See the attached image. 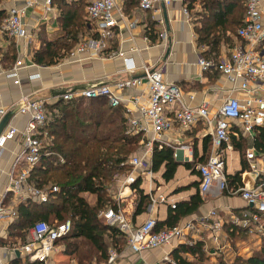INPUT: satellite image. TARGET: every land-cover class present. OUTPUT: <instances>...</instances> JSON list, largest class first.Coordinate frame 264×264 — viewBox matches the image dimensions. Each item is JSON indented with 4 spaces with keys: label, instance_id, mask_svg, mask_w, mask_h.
Returning <instances> with one entry per match:
<instances>
[{
    "label": "crops",
    "instance_id": "obj_1",
    "mask_svg": "<svg viewBox=\"0 0 264 264\" xmlns=\"http://www.w3.org/2000/svg\"><path fill=\"white\" fill-rule=\"evenodd\" d=\"M21 1L1 0L0 4L6 10L11 4H20ZM86 1L84 0V5ZM220 1L228 9L230 5L232 6L230 3L234 1L242 6V0ZM38 2H41V0H38ZM52 4L54 8L51 13H44L39 3L27 7L23 19L30 33L29 38L14 39L0 34V67L10 65L16 57L22 58L24 62V65L18 71V83H14L11 78L0 74V105L13 103L20 93L41 96L45 98V103H52L63 92L78 90L87 82L111 83L115 71L121 66L122 60L118 55L88 57L84 52L74 55L65 54L59 60L50 64L33 62L31 54L41 45L42 38L51 39L60 33L59 7L54 0H52ZM186 4V0H156L152 9L141 10L137 6V0H121L117 9L114 10L116 19L114 34L109 40L106 50L119 47L124 51V54L133 60L134 64L146 63L149 66L160 68L162 78L165 81L177 84L189 104H198L204 100L208 102L209 109H212L218 104L220 97L227 92L231 83L220 74L217 66L212 63L210 55L213 52L209 51V45L205 42H197L195 27L199 26L201 20H198L200 16L196 12H202L199 0H192L191 7L188 8ZM183 6L188 10L189 18H186L182 13L181 8ZM260 7L264 18V0H260ZM240 15L242 17V12H240ZM207 18L210 20V15ZM147 29H152L155 34L154 39H149L146 34ZM162 29L164 30V36L158 34ZM234 32L229 30L223 32L217 44V54L234 41L243 42L235 36ZM93 34L92 25L88 22L82 36ZM258 45H260L258 49L261 50L264 47V40ZM166 46H168V50L165 53ZM198 57L209 59L211 64L205 69L200 68L197 63ZM28 74L36 75L29 77ZM129 75L137 76L140 73L137 71L129 72ZM138 91V87H128L123 89L120 95L124 98ZM187 92L193 94L191 100L186 98ZM240 94L238 93L239 96H241ZM118 106L125 118L123 106ZM11 117V121L18 126L25 119L24 114H15ZM229 122H231V126L229 127L228 140L223 142L222 149L224 171L226 178H229L230 186L238 180L240 184L237 186L252 185L264 180V169L257 174L251 171L248 167V159L244 157L243 153L241 155L236 146L244 145L245 149L252 148L253 161L258 167H264V152L256 151L251 145L254 133L253 127L245 131L234 120H229ZM204 136L207 137L205 147L202 146ZM232 136L234 139H231ZM162 137L166 141L190 144L192 158L187 161H191V168L183 165V161L186 160L172 155L178 162L171 176L164 178L162 176L163 163L157 169H151V150H149L147 154L149 171L135 169L133 172L136 174L135 178L138 181V186L149 197L145 210L136 215H133L136 190L131 187V183L126 186L120 185L124 175L116 179L114 184L111 185V197L116 200L130 227L140 224L149 217L153 218L155 222L163 221L169 209L173 208L175 203L187 200L191 194L198 191L199 176L195 165L197 162L203 161L209 151V126L204 120L198 118L188 127L182 129L174 125L172 129L164 132ZM21 150L22 143L19 138L8 140L0 149V202L2 203L14 202L11 192L5 190L4 187L8 175L16 172L22 165L19 160ZM236 171L239 174L238 180H232L230 175ZM119 190L122 191L120 194H118ZM158 195L163 196V199H158ZM200 197L201 201L197 208L193 212L181 216L176 224H182L188 220L196 221L204 217L210 210H213L216 219L221 223L214 236L208 229L199 228L197 232L189 233L169 245L144 249L139 252L129 250L123 240V243L117 249L116 264H171L167 258L172 261L170 252L177 245H191L196 241L201 243L204 257H206V264H217L219 258L230 261L235 255L248 256L253 249L258 247V236L248 235L247 238L246 235V238H241L233 237L237 233L236 231L233 235L230 233V218L233 216L238 217L243 212L252 210L239 194L222 190L203 196L200 195ZM152 198L155 199L152 200ZM19 202L15 203V208ZM16 219L0 221V262L3 264L28 263L26 255L15 249L22 242L16 235L8 234L9 224L16 221ZM29 226L30 224L25 229L23 241L26 239ZM61 243V241L55 243L46 264H77L76 257L63 253V244ZM185 256L191 258L189 254H185ZM96 258L94 257L90 263L93 261L98 262Z\"/></svg>",
    "mask_w": 264,
    "mask_h": 264
},
{
    "label": "built area",
    "instance_id": "obj_2",
    "mask_svg": "<svg viewBox=\"0 0 264 264\" xmlns=\"http://www.w3.org/2000/svg\"><path fill=\"white\" fill-rule=\"evenodd\" d=\"M120 1L87 0L84 5L85 17L91 23L94 35L81 36L68 53L74 55L84 52L88 57L120 56L122 64L115 71L111 83L87 82L78 90L63 92L61 97L68 99L103 96L110 106H123L126 131L140 133L145 147L140 153L129 156L130 169L122 177L121 186H126L135 180L136 174L133 173L135 169L149 171L147 154L153 142L170 146L172 155L176 158L191 160L190 144L166 141L162 135L174 125L182 129L198 118L204 120L209 126L210 147L204 160L195 165L199 176L197 190L201 196L224 190L226 177L222 144L228 140L231 126L229 120L240 124L245 131L253 126H264V47L261 50L256 47L264 40V18L260 0H243L244 12L234 32L235 36L243 42L234 41L224 47L217 56L218 70L231 83V86L212 109H209L208 102L204 100L198 104H189L177 84L162 78L160 68L149 66L146 63L134 64L133 60L119 47L106 50L114 34L116 23L114 10L117 9ZM155 1L137 0V6L141 10L152 9ZM38 3L44 13H51L54 8L51 0H41V2L22 0L20 4L13 3L7 7L5 15L0 19V34L14 39L29 38L30 33L23 16L27 7ZM181 11L186 18H189L185 6L181 8ZM158 34L164 36V30L162 29ZM197 63L200 68L205 69L211 61L198 57ZM23 65L22 58L16 57L10 65L0 67V74L18 83V71ZM135 71L140 75H129V72ZM35 75L28 74L29 77ZM128 87H138L139 91L127 97H121L120 92ZM237 92L241 93V96ZM186 94V98L191 100L193 94L190 92ZM44 106L45 98L33 96L31 93H20L13 103L0 105V119L8 110H13L0 128V149L8 140L14 138H19L22 143V150L19 154L22 165L16 172L8 175L4 187L5 190L11 192L14 202H0V221L12 220L16 217L15 203L17 201L25 199L45 201L50 192L58 190L55 184L36 186L27 179L30 168L39 161L43 154L48 153V150L43 149L47 136L43 128L46 119ZM15 114L25 115L20 126L11 121V116ZM244 154L251 171L257 174L264 169V167H258L253 161L252 148H246ZM227 191L239 194L252 209L249 212H243L238 217H231V223L244 228L247 235L258 236L262 229L261 214L264 213V180L252 185H240L234 189H227ZM121 192L119 190L118 194ZM157 197L163 199L161 195ZM97 216L124 234L125 245L132 252L164 247L189 233L197 232L199 228L208 229L214 236L221 226L213 210L196 221L188 220L182 224L159 230H153L155 220L150 217L130 227L118 205L116 209L107 206L100 210ZM70 227V219L54 224L35 220L27 229L25 241L15 249L24 253L28 261L46 264L56 240L66 235ZM116 257L117 251L109 248L104 261H93L90 264H116ZM167 260L174 264L168 258ZM0 264L3 263L0 262Z\"/></svg>",
    "mask_w": 264,
    "mask_h": 264
},
{
    "label": "trees",
    "instance_id": "obj_3",
    "mask_svg": "<svg viewBox=\"0 0 264 264\" xmlns=\"http://www.w3.org/2000/svg\"><path fill=\"white\" fill-rule=\"evenodd\" d=\"M186 1L187 8L191 7L192 0ZM54 2L59 7L60 33L51 39L42 38L41 45L31 54L32 61L36 63L50 64L68 54L89 22L83 10L84 0ZM199 2L202 12H196L200 16L198 20H201L199 26L195 27L197 42L209 45V51L213 52L210 55L211 61L217 66V44L225 30L233 32L240 24V12L242 15L244 12L243 0L242 6L236 1L231 2L229 9L220 0ZM5 13V8L0 4V19ZM209 15L210 20L207 18ZM146 34L151 40L155 37L152 29H147ZM44 107L46 119L43 128L47 132V139L43 149L48 150V153L43 154L30 168L27 179L36 186L55 184L58 190L50 192L45 201H20L15 208L14 219H17L9 224L8 234L16 235L23 243L25 229L33 221L43 220L54 224L63 221L67 215L71 222L70 230L55 242H62L63 253L76 257L77 264H90L94 257H97L98 262L104 261L107 248L117 251L125 239L121 231L106 224L98 218L97 213L107 206L116 209L117 202L111 197V184L130 169L128 158L142 146L143 138L140 133L126 131L121 108L110 106L103 96L68 99L60 96L52 103H45ZM253 131V149L264 152V126H253ZM206 140L207 137L204 136L203 147ZM236 146L245 157L244 145ZM161 163L164 164L162 176L170 177L177 164L172 156V148L153 142L150 167L155 170ZM183 165L191 168L192 163L186 160ZM238 177V171L230 175L232 180H238ZM238 184L239 180L230 186L229 178H226L223 191L234 189ZM130 185L137 192L133 209V215H136L145 210L149 197L142 192L136 178ZM83 193L92 194L93 202H88ZM200 201L201 197L196 191L187 200L175 203L163 221L155 222L153 230L176 225L177 220L193 212ZM261 219L258 247L248 256L235 255L230 261L219 258L217 264H264V213L261 214ZM229 228L231 235L234 231L237 232L233 237L246 238L244 228L232 223ZM185 254H189L191 258ZM170 256L174 264H206L200 241L191 245H177ZM27 262L26 264H38Z\"/></svg>",
    "mask_w": 264,
    "mask_h": 264
},
{
    "label": "rangeland",
    "instance_id": "obj_4",
    "mask_svg": "<svg viewBox=\"0 0 264 264\" xmlns=\"http://www.w3.org/2000/svg\"><path fill=\"white\" fill-rule=\"evenodd\" d=\"M56 3V2H55ZM57 4V3H56ZM262 42V41H261ZM257 47V49L260 47V45H258V46H256ZM144 147H145V144H144V142H143V144H142V146L140 147V148H138L136 151H134V152H132L131 153V155H136V154H138V153H140V151L141 150H143L144 149ZM130 155V156H131ZM148 156V155H147ZM148 158V157H147ZM149 159V158H148ZM147 161H149V160H147ZM148 165H149V163H148ZM114 183H112L111 185H113ZM83 195L85 196V198H86V200L88 201V202H90V203H92L93 201V198H94V196L92 195V194H89V193H83ZM99 218V217H98ZM65 219H68V216L66 215L64 218H63V220H65ZM101 219V218H100ZM51 221V220H50ZM247 238H248V235H247ZM255 239V238H254ZM255 241V240H254ZM62 244V243H61Z\"/></svg>",
    "mask_w": 264,
    "mask_h": 264
},
{
    "label": "water",
    "instance_id": "obj_5",
    "mask_svg": "<svg viewBox=\"0 0 264 264\" xmlns=\"http://www.w3.org/2000/svg\"><path fill=\"white\" fill-rule=\"evenodd\" d=\"M168 50V46H166L165 48V53L167 52ZM13 112L12 109L8 110L0 119V128L1 126L5 123V121L7 120V118L11 115V113ZM178 162V161H177Z\"/></svg>",
    "mask_w": 264,
    "mask_h": 264
}]
</instances>
